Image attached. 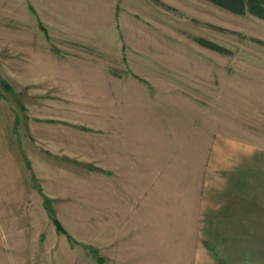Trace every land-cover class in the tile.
Instances as JSON below:
<instances>
[{"label": "rangeland", "instance_id": "obj_1", "mask_svg": "<svg viewBox=\"0 0 264 264\" xmlns=\"http://www.w3.org/2000/svg\"><path fill=\"white\" fill-rule=\"evenodd\" d=\"M263 176L264 0H0V264H193Z\"/></svg>", "mask_w": 264, "mask_h": 264}, {"label": "crops", "instance_id": "obj_2", "mask_svg": "<svg viewBox=\"0 0 264 264\" xmlns=\"http://www.w3.org/2000/svg\"><path fill=\"white\" fill-rule=\"evenodd\" d=\"M203 195L201 217L207 233L193 264H264V184Z\"/></svg>", "mask_w": 264, "mask_h": 264}, {"label": "trees", "instance_id": "obj_3", "mask_svg": "<svg viewBox=\"0 0 264 264\" xmlns=\"http://www.w3.org/2000/svg\"><path fill=\"white\" fill-rule=\"evenodd\" d=\"M54 225L56 226V228L58 229V231H60L61 233H63V229L61 228L60 224L54 220Z\"/></svg>", "mask_w": 264, "mask_h": 264}]
</instances>
